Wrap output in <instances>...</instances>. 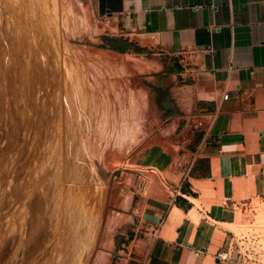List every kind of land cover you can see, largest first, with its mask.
I'll use <instances>...</instances> for the list:
<instances>
[{"label":"crops","instance_id":"crops-1","mask_svg":"<svg viewBox=\"0 0 264 264\" xmlns=\"http://www.w3.org/2000/svg\"><path fill=\"white\" fill-rule=\"evenodd\" d=\"M91 1L96 36L129 47L101 51L143 80L123 81L142 107L141 140L155 113L135 150L147 183L126 233L142 240L133 262L235 264L227 227L264 203V0Z\"/></svg>","mask_w":264,"mask_h":264},{"label":"rangeland","instance_id":"rangeland-1","mask_svg":"<svg viewBox=\"0 0 264 264\" xmlns=\"http://www.w3.org/2000/svg\"><path fill=\"white\" fill-rule=\"evenodd\" d=\"M40 5V0H0V264H76L80 220L73 197L94 188L85 158L104 188V220L120 211L128 173L135 179L134 209L144 198L141 193L147 183V169L136 166L137 148L122 154L109 147L111 77L94 78L92 64L103 56L105 43L91 28L96 22L92 1L69 0L73 19L64 14L61 26H52V31L41 21ZM122 57L128 73L113 65L115 80L136 88L143 80L132 78L133 63ZM65 62L82 82L85 107L81 98H73L81 88H76L74 80L67 82ZM154 116L147 108L143 139ZM83 138L87 157L82 154ZM255 206L256 215L249 213L227 228L237 237L249 235L250 248L264 264V203L256 201ZM131 228L133 223L116 230L115 249H109L103 243L102 222L85 264H94L99 250L112 255L110 264H135L136 245L142 240L140 235L126 236Z\"/></svg>","mask_w":264,"mask_h":264},{"label":"bare ground","instance_id":"bare-ground-1","mask_svg":"<svg viewBox=\"0 0 264 264\" xmlns=\"http://www.w3.org/2000/svg\"><path fill=\"white\" fill-rule=\"evenodd\" d=\"M40 2L42 5V6L40 5L41 6L40 8H42V10H40V13L41 11L43 13V14L41 13L42 19H43L41 21L44 23V26L47 28L48 31L54 30L52 29V26H55L56 28L57 26L58 28L61 26L62 24L61 16H63L64 14H66L69 17V21L73 19L72 11L67 8L69 4V0H40ZM49 2L52 3L51 5L52 8H50L51 10L49 9V6H48ZM100 52L103 54V56L96 57L94 59L95 62L92 64V68L94 70V73H93L94 78L96 79H100V78L105 79L107 75L111 77V81L109 82L110 83L109 87L111 86V98L113 101V107H112L113 122L111 126L109 147L111 149L117 150L119 153L130 154L138 147L141 141V132H142V125H143V118H142V113H141L142 107L132 96H127L122 84L115 80V78L117 77V72L115 71L113 67L115 63H120L123 67V70L128 73V70L124 69L126 64L124 62L123 57L120 55L114 54L112 52H108L106 50L100 51ZM65 68L66 69H64L65 70L64 72H66V76L68 79L67 82H71L72 80H74L76 83V88H79V86L81 88L80 91L77 89V93L76 92L73 93V98L76 100H79L81 98L80 99L81 105L85 107L86 106L85 96H84L85 94L84 92H81L83 91L81 80L78 78L75 70L74 72L71 70L72 67L70 68V65L68 62H65ZM106 87H108V85H106ZM66 103L69 105L68 99L66 100ZM77 116L79 118L82 117L80 113H78ZM84 122H85V125L87 126L86 120ZM105 122H106V119H105ZM105 122L104 124L106 125ZM84 139L85 138H83L82 143H81L82 150H83L82 154L84 157H87L84 144H83ZM84 161L85 162L83 163H85L86 169L91 177L94 188L93 190H90V191L83 190L81 191L80 194L77 193L78 196L76 195L73 197L74 205L77 208L76 211L79 212L78 219L80 220V225L78 223L77 226L79 225L80 227V233H79L80 240L78 241V243L81 246H79L80 252L78 253L76 261H74L76 264H85L84 259L89 258V256L91 255L92 250L95 246L96 237H97V234L99 232V228L102 222L105 224L103 243L107 248L114 249V240H115L114 237H116L114 236V234L116 230H118L119 228L131 222V216L129 215V212L132 209V201H133L132 188H133V184L135 180L133 174L131 173L127 174V177L124 178V181H123L124 190H123L122 198L119 203L120 211H113L108 216V219L104 220L101 214V200H102V197L104 196L103 185L101 183L100 178L98 177V174L96 173L92 164L90 163V161L88 162L86 158ZM81 189L83 188L81 187ZM74 193L72 194L74 195ZM71 205H73V203ZM73 214H74V211H73ZM109 262H110L109 253L103 250L102 251L99 250L94 264H109Z\"/></svg>","mask_w":264,"mask_h":264},{"label":"built area","instance_id":"built-area-1","mask_svg":"<svg viewBox=\"0 0 264 264\" xmlns=\"http://www.w3.org/2000/svg\"><path fill=\"white\" fill-rule=\"evenodd\" d=\"M228 98H229V95L228 94L225 95L224 99L227 100ZM206 137L200 144L197 153H199L201 146H203V144L205 143ZM177 195L178 194L176 193L173 196H170L168 200L169 205L172 204L173 200L177 197ZM251 210L253 211V213H256L254 209H251ZM234 237L236 238L235 241H236V246L238 249V258L235 264H261L260 263L261 261L257 258L258 254L253 249L250 248L251 247L250 243L252 241V238L249 237V235H245V234H241L239 237L234 235ZM227 256H228L227 254H221L220 259L225 260L227 259Z\"/></svg>","mask_w":264,"mask_h":264},{"label":"trees","instance_id":"trees-1","mask_svg":"<svg viewBox=\"0 0 264 264\" xmlns=\"http://www.w3.org/2000/svg\"><path fill=\"white\" fill-rule=\"evenodd\" d=\"M103 42L105 45L102 46L104 49H109L121 54H124L128 50V45H125L122 43L120 40L117 39H108V38H103Z\"/></svg>","mask_w":264,"mask_h":264}]
</instances>
